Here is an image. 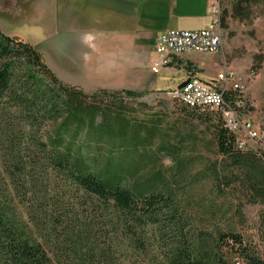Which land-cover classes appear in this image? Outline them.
I'll list each match as a JSON object with an SVG mask.
<instances>
[{
    "label": "trees",
    "instance_id": "trees-1",
    "mask_svg": "<svg viewBox=\"0 0 264 264\" xmlns=\"http://www.w3.org/2000/svg\"><path fill=\"white\" fill-rule=\"evenodd\" d=\"M220 4L222 8V0ZM260 4L264 0L230 2L232 18L250 21L252 8ZM225 19L222 11L221 28ZM143 97L130 90L86 92L65 84L34 46L0 30V264H77L69 239L71 222L62 227L61 237L52 234L51 240L41 236L40 212L23 219L15 205L18 200L39 208L33 180L50 174L68 187L86 225L96 227V251L107 264L120 255L129 262L153 258L156 264H264L238 235L219 234L213 258L183 226L176 225L170 236L151 233L159 216L173 209L174 196L164 188L156 191V177L134 181L143 165L135 154L158 135L157 124L135 114V106L148 110L137 103ZM184 106L210 128L221 164L231 170L229 175L218 172V187L237 184L247 203L264 206V150L239 149L223 119L225 110L243 114L252 109L244 94L229 90L216 111ZM75 210L72 215L78 217ZM172 213L173 222L178 221L177 211Z\"/></svg>",
    "mask_w": 264,
    "mask_h": 264
},
{
    "label": "rangeland",
    "instance_id": "rangeland-1",
    "mask_svg": "<svg viewBox=\"0 0 264 264\" xmlns=\"http://www.w3.org/2000/svg\"><path fill=\"white\" fill-rule=\"evenodd\" d=\"M232 1L239 0H222L226 19L222 28V49L218 54L198 56L191 61L185 56L167 72L153 75L150 66L154 59V39L144 35L141 49L128 44L123 46L120 40L114 39L103 49L108 54L100 59L107 72L103 81L110 80L116 73L125 85L123 89L111 91L143 93L144 97L137 103L146 104L148 110L135 106L138 110L135 114L140 120L157 124L158 135L153 144L135 154L143 165L134 179L141 183L156 177V191L164 188L174 196L173 209L165 210L150 229L154 237L163 232L170 236L176 231V225L183 226L185 233L216 258L215 240L219 234L238 235L264 260V206L247 203L246 195L237 184L226 189L218 187V172L229 175L231 170H225L221 164L222 157L217 154L212 131L169 95V91L192 76L211 82L227 70L242 78L244 98L252 105L251 110L239 114L241 120L250 122L264 134V4L252 8L250 21L241 22L232 18ZM121 3L115 0H60V4L58 0H0V30L34 46L60 81L83 89L95 81L78 68L75 59L79 60L81 54L76 42L82 35L89 34L94 51L99 52L108 33L131 29L134 21L127 17H133L134 8ZM149 6L147 3V7L142 8V23L150 22L144 15L150 10ZM50 34L55 38L48 40ZM109 66L114 73L107 71ZM253 70L257 71L256 75L252 74ZM33 182L41 205L35 209L17 200L15 205L21 217L26 219L27 213L33 214L34 210L40 212L41 224H44L41 236H51V240L61 237L65 232L62 227L71 222L69 239L76 251L77 264H107L98 257L96 227H88L84 212L75 210L73 195L62 180L50 174L49 177L37 176ZM73 210L78 217L72 215ZM172 210L177 211L178 221L173 222ZM49 246L55 248L52 242ZM153 260L139 258L129 262L120 255L113 264H156Z\"/></svg>",
    "mask_w": 264,
    "mask_h": 264
},
{
    "label": "built area",
    "instance_id": "built-area-1",
    "mask_svg": "<svg viewBox=\"0 0 264 264\" xmlns=\"http://www.w3.org/2000/svg\"><path fill=\"white\" fill-rule=\"evenodd\" d=\"M211 19L208 27L200 30H169L162 33L154 45V60L150 66L153 75H160L171 69L179 60L190 54L214 55L222 49L221 28L222 8L220 0H211L207 8ZM187 83L183 88H179ZM219 85L222 87L219 88ZM169 91L171 98L183 102L199 103V110H219L224 105V94L229 90H239L244 94L242 78L229 71L220 73L215 80L206 82L192 76ZM252 107V105L250 104ZM223 119L226 127L236 137L237 147L243 151L264 150V134L250 122L242 121L237 112L225 110ZM260 131V132H259Z\"/></svg>",
    "mask_w": 264,
    "mask_h": 264
},
{
    "label": "crops",
    "instance_id": "crops-1",
    "mask_svg": "<svg viewBox=\"0 0 264 264\" xmlns=\"http://www.w3.org/2000/svg\"><path fill=\"white\" fill-rule=\"evenodd\" d=\"M115 1L123 2L121 3V5L123 6L134 8L133 17H127V19L129 20L133 18V27L131 29L123 28L118 32L108 33L106 35V39L104 40V42H102V49L99 52L94 51V43L91 42L92 39L89 34L82 35L79 38L78 42H76V45H78L81 54L79 60L75 59L76 63L78 62V68L87 75V78H91L93 81H95L94 84L86 85L87 87L83 88V90H85L86 92L96 89L119 90L125 88L122 78L118 74L114 73L115 70L111 68V66H109L107 71H112L114 74H112L110 80L103 81V77L106 76L105 73L107 74V72L104 69L105 65L101 63L102 61L100 59V56L108 54V52L103 51V49L106 48L108 44H112L111 42H113L114 39L120 40L123 46L128 44L130 46L132 45L133 48L138 47L139 49H141L143 46L142 43L144 35L150 37L152 40L154 39L155 45L157 38L162 33L171 30H167V28L169 27L176 28L175 30H200L208 27L211 22V19L207 14V8L210 5L211 0ZM58 2L60 4V0H58ZM147 3H150V10L144 13V15L150 20V22L142 23V8H146ZM91 4L94 5L93 3ZM67 28L65 27V29ZM53 38H55V36H53V34H50L48 40H52ZM99 53L100 55H98ZM198 56L204 55L190 54L185 58L191 61L197 59ZM66 60L68 59L66 58ZM168 70L165 71L167 72Z\"/></svg>",
    "mask_w": 264,
    "mask_h": 264
},
{
    "label": "bare ground",
    "instance_id": "bare-ground-1",
    "mask_svg": "<svg viewBox=\"0 0 264 264\" xmlns=\"http://www.w3.org/2000/svg\"><path fill=\"white\" fill-rule=\"evenodd\" d=\"M184 105H186L189 108L193 109H199V103H194V102H183Z\"/></svg>",
    "mask_w": 264,
    "mask_h": 264
},
{
    "label": "water",
    "instance_id": "water-1",
    "mask_svg": "<svg viewBox=\"0 0 264 264\" xmlns=\"http://www.w3.org/2000/svg\"><path fill=\"white\" fill-rule=\"evenodd\" d=\"M187 83H184L183 85H181L179 88H183L184 86H186Z\"/></svg>",
    "mask_w": 264,
    "mask_h": 264
}]
</instances>
